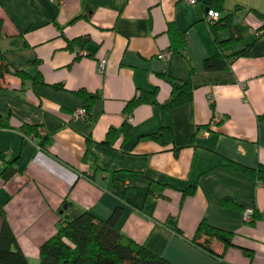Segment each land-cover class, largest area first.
<instances>
[{
  "label": "crops",
  "instance_id": "obj_1",
  "mask_svg": "<svg viewBox=\"0 0 264 264\" xmlns=\"http://www.w3.org/2000/svg\"><path fill=\"white\" fill-rule=\"evenodd\" d=\"M211 3L0 0V52L12 71L0 78V172L14 169L7 180L0 173V229L5 220L28 264H40V245L64 217L88 211L104 222L116 208V230L172 264H264V180L224 164L264 166V0H222L214 31ZM170 26L186 44L161 60ZM79 37L91 55L68 47ZM244 49L222 69L203 66ZM168 78L188 81L192 97L164 111ZM142 91L157 104L137 105L127 123L126 104ZM86 105L87 118H74ZM164 126L171 140L149 137ZM203 219L231 244L209 239L210 254L193 243Z\"/></svg>",
  "mask_w": 264,
  "mask_h": 264
},
{
  "label": "trees",
  "instance_id": "obj_2",
  "mask_svg": "<svg viewBox=\"0 0 264 264\" xmlns=\"http://www.w3.org/2000/svg\"><path fill=\"white\" fill-rule=\"evenodd\" d=\"M210 8H214L218 12L222 8V0H212V3L208 5V9L214 10ZM217 21L210 24L213 31V25ZM168 30L170 33V48L167 50L170 53L181 52L186 44L184 34L171 26ZM260 30L264 31V25H262ZM87 41L86 37H79L70 41L68 47L72 50L76 48L83 49ZM89 54L91 55L92 52H87V55ZM247 54L248 49H244L234 54L210 56L204 59L203 66L208 70L222 69L228 66L234 57ZM8 72L12 71L0 52V78ZM13 73L22 78L26 76L21 71L15 70ZM168 82L171 85V96L165 104L161 105L164 111H169L174 106L188 102L192 97V86L188 81L181 82L168 78ZM78 94L88 104L94 99V95L86 90H80ZM143 103L157 104L156 92L142 91L127 102L124 112L131 114L137 105ZM88 107L89 105L85 107L87 114ZM22 129L25 135L32 134L35 137H39L38 143L42 146L49 138L48 135L41 134L37 127L33 125H24ZM149 137L165 143L167 140L172 139L170 127L164 126ZM0 160L4 162L3 155H0ZM224 164L233 170L256 175L258 181L264 180V166L250 168L231 161H225ZM0 173L4 180L9 179L14 174L12 163L6 164ZM188 192H192V189L189 188ZM228 201L230 200L223 199L222 203L225 204ZM119 216L120 209L116 208L104 222L97 221L88 211H84L72 219L64 217L57 226L56 232L40 245V264H172L118 232L116 223ZM201 238H204L203 241H199ZM212 238L222 242L224 247L231 244L229 232L216 228L203 219L198 224L191 241L208 253L214 254L209 243V239ZM0 264H28L27 258L19 249L16 238L5 220L0 229Z\"/></svg>",
  "mask_w": 264,
  "mask_h": 264
},
{
  "label": "built area",
  "instance_id": "obj_3",
  "mask_svg": "<svg viewBox=\"0 0 264 264\" xmlns=\"http://www.w3.org/2000/svg\"><path fill=\"white\" fill-rule=\"evenodd\" d=\"M197 0H187V2H190V3H194L196 2ZM220 18V15L218 12L214 11V10H207L206 11V20L208 21L209 24H212L214 23L215 21H217L218 19ZM76 53L79 54V55H86L87 52L83 49H78L76 48L75 49ZM170 55V51L168 50H164L162 52H160L157 57L161 60H166ZM103 66V62H101L99 64V67L102 68ZM125 120L127 123H131L132 122V115L131 114H127L125 113ZM73 117L74 118H80V119H86L87 118V111L85 109V107H81L80 109L76 110L73 112ZM219 120L218 117H214V122H217ZM0 164H1V160H0ZM260 183V182H258ZM252 209L248 208V209H245L244 212H243V220L244 221H249L251 219V216H252Z\"/></svg>",
  "mask_w": 264,
  "mask_h": 264
},
{
  "label": "water",
  "instance_id": "obj_4",
  "mask_svg": "<svg viewBox=\"0 0 264 264\" xmlns=\"http://www.w3.org/2000/svg\"><path fill=\"white\" fill-rule=\"evenodd\" d=\"M64 208H65V206H64Z\"/></svg>",
  "mask_w": 264,
  "mask_h": 264
}]
</instances>
